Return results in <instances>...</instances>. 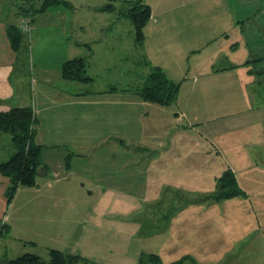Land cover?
Wrapping results in <instances>:
<instances>
[{"label": "crops", "instance_id": "1", "mask_svg": "<svg viewBox=\"0 0 264 264\" xmlns=\"http://www.w3.org/2000/svg\"><path fill=\"white\" fill-rule=\"evenodd\" d=\"M16 1L0 0V113L16 107L34 110L35 142L42 147V169L37 186L20 188L10 204L6 197L9 179L0 173V221L5 226V232H0V239L5 238L0 241V256L11 261L24 254L38 255L29 252L30 244L15 235V228L21 222L16 215L20 205L34 204L30 199L24 200L13 213L19 196L39 192L49 183L51 187L50 178L72 173L70 149L86 151L95 143L121 138L140 145V157L143 154V158L150 157L147 163L136 160L135 164L140 168L137 173L150 175L152 186L159 182L172 185L169 174L197 175L208 187V178L214 179L213 189L209 187L200 193L197 204L194 205L197 200L191 202L186 198L165 220L163 229L146 237L160 238L161 246L147 252L143 251L144 244H140L141 249L135 253L137 264L144 252L159 255L164 264L186 256L193 257L198 264H264V40L256 38V32L264 30V0H256L258 5L244 13L247 17L243 21L229 0H213L215 21L224 24V28L216 38L209 31L206 35H211L210 38L205 37L199 48L186 51L182 49L185 44L193 45L186 40L181 47L175 37H183L177 33L182 31L181 22L165 21L163 26L158 20L159 9L156 11L155 6L149 5L152 15L144 28L139 54L150 70L153 66L161 67L173 82L180 84L179 102L171 110L145 102L132 91L123 93L116 88L109 92L110 83L107 90L90 87L98 75L99 68L94 64L96 53L101 49L115 55L121 53L116 49L125 37L116 39L113 28L116 30L123 23L115 12L96 10L86 0H64L71 7L53 5L35 13L32 35L22 33L21 41L16 44L15 37L9 34L10 28L20 25ZM44 1L35 0L36 7L40 8ZM80 8L86 10L88 17L93 16L91 23L83 24L75 18ZM178 11L182 9H173L170 16H180ZM206 11L202 9L200 14ZM94 16L99 22L101 18L106 21L94 26ZM128 31L136 45L133 27ZM206 31L202 29V33ZM166 32L175 35L162 37ZM124 42L127 43L126 38ZM203 53L210 54L200 62L197 58ZM75 58L87 60L91 83L63 77L64 63ZM112 66L115 65L108 62L106 69ZM176 76L180 80H175ZM6 135L9 134L0 132V164L14 154L12 138ZM76 154L75 158L82 157ZM126 167L127 163L123 162L119 168L122 171ZM228 170L236 175L244 196L202 201V197L216 190L218 179ZM157 200L151 198L145 202ZM44 204L40 200L38 205ZM96 204H102L100 209H94L96 216L88 213L84 221L92 222L93 230L76 232L77 235L61 230V221L42 217L44 225L40 231L48 241L44 246L48 255L50 250H58L59 245L63 247L61 252L86 259V264H124L120 259L103 262L99 258L107 254L109 243L101 237L104 230L98 228L109 219L110 212L103 208L105 201ZM129 221L136 228L128 237L142 239L143 224L139 219L136 220L139 224ZM47 222L51 225H46ZM74 237L77 238L73 240Z\"/></svg>", "mask_w": 264, "mask_h": 264}, {"label": "rangeland", "instance_id": "2", "mask_svg": "<svg viewBox=\"0 0 264 264\" xmlns=\"http://www.w3.org/2000/svg\"><path fill=\"white\" fill-rule=\"evenodd\" d=\"M123 1L133 2L136 0H86L87 5L96 10H100L105 4L115 3L118 11V13L117 11L115 12V15H119L122 11H128ZM229 1L232 8L239 11L238 16L241 17L240 20L242 21L247 17L245 12L247 10H253L254 5H258L256 0H247L248 2L245 0ZM143 2L155 6L156 11L159 9L161 18L158 20L163 26L166 25L165 21L167 24L170 20L172 23L176 24L178 21L181 22L182 28L179 29L184 31V33H182V31H177V33L182 34L183 37H177L172 32H166L162 37H165L166 34L170 37L175 35L176 39H179V42H181V47L187 40L193 47H188L185 44L182 48L185 51L188 49L193 50L195 47L199 48L200 44L206 41V38H210L211 35L213 36L212 38H216L221 32V28H224V24L220 22L216 23L215 21V6L211 4L213 0H143ZM21 5V1L17 0L16 6L20 8ZM175 8L182 9V12L178 11L181 13L180 16H170V12ZM210 8H212V10H209ZM161 9H167V11L163 10L161 12ZM202 9L207 10L204 15L200 14ZM85 13L86 10L80 8L77 10L75 18L83 24H87L88 22L91 23L93 16L88 17ZM120 19L123 24L116 27V30L113 28V31L117 33L118 37L116 39L125 37L127 43L124 42V38L121 47H117L116 49H120L121 53L116 55L105 49H101L100 52L98 50L99 53H96V57L94 58V64L99 68L97 72L98 75L96 77V83L90 85V87L95 90H107V84L110 83V87H116L118 90L121 89L123 93L131 92L130 90H135L144 84L150 72L149 66L145 64L144 58L139 54L141 52L139 49L140 46L132 43V33L128 31L129 27L132 26L131 23L124 17ZM94 20V26H97L98 24H103L101 22H105L106 18H101V22H99L97 21L98 17L94 16ZM216 27L217 33L215 32ZM238 28L239 33L242 34L241 26L238 25ZM202 29L207 31L202 33ZM209 31L213 34L206 35L209 34ZM244 32L247 33L246 29H244ZM263 33L264 30L256 32V38L258 40H264ZM160 36L161 35L157 37ZM252 46L257 45L252 44ZM123 50H125V52ZM191 52L192 51H189L188 54L191 55ZM197 54L199 53L195 55ZM209 54L210 53H203V56L197 59L202 62L206 57H209ZM108 62L115 65L112 66L110 70L106 69ZM165 64L168 63L166 62ZM172 64L174 65V63ZM178 78V76L174 77L175 80H180ZM177 102L179 101L177 100ZM177 102L164 107L171 110L173 109L171 107H174ZM6 136L9 138L11 137L10 135ZM141 150L142 148L140 145L123 141L121 138L107 139L104 142L95 143L90 150L86 151L70 149L72 153L70 154L69 165L73 168L72 173L68 174V171V173H62L56 178H50L49 182H51V187H49V183L43 186L39 192L25 193L17 198L13 213H15L16 208L21 204L20 202L24 200L30 199L34 204L30 205L28 202H24L25 205H23V203L20 205L19 212H17L16 215L21 222L15 228V235L24 242L30 244L27 248L29 252L38 254L43 260H49L48 251L44 247L48 244V241L42 235V231H40L44 225L42 217L51 216L57 221H61V230H67L70 233L74 232L75 235L81 234L84 231L93 230L92 222L87 221L84 223V221L87 220L86 214L89 213L91 216H96L97 212L94 209H100L102 207V204L98 206L96 203L98 201H105L106 204L103 208L110 212V217L107 221L105 219V222L101 223L100 228H97L104 230L101 231V237L104 240H108L109 247L107 249V254H101L99 258L103 262L107 260L117 261L120 259L124 264H137L135 253L141 249L140 244H144L143 251L147 252L152 249L155 250L156 248H160L161 246V244L158 243V239L160 238L154 236L156 240L152 241L151 239L154 237L149 240L146 239V237L159 231V228L163 229L167 224L165 220L172 215L173 210L181 206L186 198L191 202L197 200L194 205L197 204V197L200 196V193L203 191L209 190V187L213 189L211 183L214 181L213 178L212 180L208 178V187V183H204L197 175L194 177H187L188 175L179 173L168 175V179L172 182V185H164L159 182V185L153 184L152 186L150 184V175L137 173L140 171V168H137L138 165L135 164V161L137 160L142 164V162L147 163L150 158H143L144 154L140 157L138 153ZM178 151L181 150L178 149ZM63 152L65 153V150ZM74 153L76 156V153H80L82 157L75 158ZM45 156H47V154ZM180 160H182V158ZM123 162L127 163V167L123 168L121 171L119 167L123 166ZM159 176L163 177L165 175ZM108 177H110V179L106 180ZM144 183L148 184L146 185ZM171 190H174V192ZM158 196L161 197L157 198ZM151 198H156L158 200L145 202V200ZM40 200L45 201L43 207L38 205L40 204ZM57 204L59 205L55 206ZM135 219H139L144 226L141 234L142 239L137 237L130 239L128 237L136 228L129 220H134L135 222ZM46 225L51 224L47 222ZM33 227H35L34 230L31 229ZM3 229H5V226L4 222L1 220L0 232L3 231ZM1 238L0 241L5 239L3 237ZM76 238L77 237H74L73 240ZM81 244L85 245L84 242H81ZM146 246H150V249H147ZM58 248V250L63 251V247H59L58 245ZM109 249L111 251H109ZM92 256H94V254ZM176 256H180V254ZM6 258L7 257L1 255L0 264H9ZM185 264L191 263L185 262Z\"/></svg>", "mask_w": 264, "mask_h": 264}, {"label": "trees", "instance_id": "3", "mask_svg": "<svg viewBox=\"0 0 264 264\" xmlns=\"http://www.w3.org/2000/svg\"><path fill=\"white\" fill-rule=\"evenodd\" d=\"M20 25L23 16L29 14L34 20L37 12L44 11L47 7L53 5H64L71 7L70 3L64 0H45L40 8L35 5V0H30L29 10L24 6L26 0H20ZM128 11L119 13L120 18L124 17L131 23L136 45L142 46L144 43V28L148 24L152 10L151 7L143 2L136 0L133 2L123 1ZM115 3L103 5L102 12H116ZM118 13V11H117ZM118 15V17H119ZM34 24V22L32 23ZM12 27L9 30L10 36L19 43L22 33L21 27ZM34 29V25H33ZM33 31V30H32ZM25 34V33H24ZM32 35V33H31ZM29 35V36H31ZM17 37V38H16ZM87 60L85 58H75L64 63L62 75L66 80L75 81L83 84H89L93 79L87 75ZM109 92L116 91V87H110ZM138 95L143 101L157 104L160 106H169L175 104L178 100L180 84L173 82L161 67L153 66L144 82V84L130 90ZM37 129V118L31 107H16L8 112L0 113V132L9 134L14 145V154L11 158L0 164V173L9 179V185L6 189V197L10 204L20 188L35 187L39 171L42 169L41 151L42 147L35 142ZM244 196L240 188L236 175L228 170L217 181L216 190L202 197V201H220L235 197ZM5 229L1 231V234ZM50 259L43 260L40 256L34 254H24L9 264H86V259L79 256L69 255L59 250H50ZM198 264L191 256H186L172 264ZM140 264H164L159 255L154 253H142Z\"/></svg>", "mask_w": 264, "mask_h": 264}, {"label": "built area", "instance_id": "4", "mask_svg": "<svg viewBox=\"0 0 264 264\" xmlns=\"http://www.w3.org/2000/svg\"><path fill=\"white\" fill-rule=\"evenodd\" d=\"M30 0H26V5L24 6L27 10H29V3ZM21 30L26 34V35H31L32 30H33V24H32V17L27 14L23 16L21 20Z\"/></svg>", "mask_w": 264, "mask_h": 264}]
</instances>
